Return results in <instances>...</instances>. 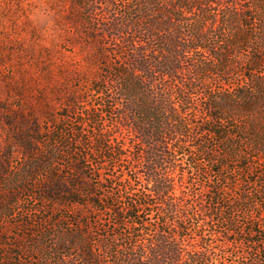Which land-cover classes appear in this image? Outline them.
<instances>
[{"label": "trees", "instance_id": "1", "mask_svg": "<svg viewBox=\"0 0 264 264\" xmlns=\"http://www.w3.org/2000/svg\"><path fill=\"white\" fill-rule=\"evenodd\" d=\"M66 1L69 10L62 22L69 28V37L65 43L78 52L74 51L69 61L55 63L52 49L43 48L36 57V66L9 87L10 94L20 96L28 105L23 116L11 122L0 121L4 130L7 126L9 138L8 145L0 149V182L17 196L27 192L43 202L102 207L97 200L101 198L97 193L100 187L94 184L93 176L100 174L104 183L111 179H103V171L91 155L75 151L73 143L60 136L64 130L59 133V128L53 127L58 122L57 105L72 114L79 104H84L88 121L81 125H95L94 144L106 146L110 154L119 152L120 163L130 169L128 173L123 171L124 178L120 179L127 191L120 196L124 206L120 213L116 210L120 226L126 230L120 235V264H226L230 256L221 239L224 232L205 233L213 219L207 222L202 218L208 204L228 224L233 245L259 244L264 254V171L258 169L262 170V181L250 177L255 172L249 168L252 155L246 154L239 168L249 172L248 180L242 182L256 189L240 190L225 211L220 210L221 201L226 200L224 194L228 195L230 187L210 181L207 188L197 189L191 169L182 167L177 158L189 146L186 140L191 136V127L198 129L199 136L209 137V155L204 161L216 173L220 171L215 167H224V161L216 158L213 142L236 152L240 141L249 145L256 138L251 127L244 131L221 117L224 111H218L220 108L211 105L203 113L189 108L204 99L193 92L186 98V93L194 90L188 84L189 60L203 53L213 55L203 36L188 41L181 32L183 26H190L189 12L161 0ZM233 8L237 16L253 22L249 11L235 5ZM240 94L239 98L236 92L233 101L243 100V92ZM89 100L94 103L89 104ZM4 110L0 108V113ZM112 115L117 120L115 127L100 128ZM114 121L112 118L111 123ZM112 131L115 138L109 135ZM74 134L84 135L85 130L75 129ZM183 153L193 158V153ZM15 158H20L22 164L12 175L9 170ZM133 174L137 175L135 179ZM14 198L17 197L8 202L10 206ZM238 212L252 218L247 219L242 232L232 220ZM74 222L83 225L82 221ZM78 236L68 239L62 249L67 253L87 250L88 238ZM219 240L221 243L216 244ZM83 261L102 264L92 250L85 251ZM236 264L251 263L249 259H239Z\"/></svg>", "mask_w": 264, "mask_h": 264}, {"label": "rangeland", "instance_id": "2", "mask_svg": "<svg viewBox=\"0 0 264 264\" xmlns=\"http://www.w3.org/2000/svg\"><path fill=\"white\" fill-rule=\"evenodd\" d=\"M165 1L161 0V3L189 12L190 26H183L181 31L187 35V40L193 41L196 40L194 37L203 36L207 40V46L213 51V55L203 53L204 56H191L189 60L188 84L194 86V90L188 91L186 98L192 92L204 96V99L196 101L195 106L190 105L189 108L201 109L203 113V109L215 106L220 108L218 111H224L220 116L231 121V125H239L244 131L250 130V127L254 129L255 142L248 145L240 141L236 152H229L223 145L222 148L219 143L213 142L216 158L224 161V167H215L220 171L217 173L204 161L209 155L206 144L209 137L199 136L197 128L188 129V135L191 136L187 137L186 142L189 146L178 154L182 167L191 169V177L197 189L204 186L207 188L210 181H215L221 187H230L228 195L224 194L226 200L221 201L220 210L225 211V206L234 202L240 190L256 189L254 185L242 182L243 179L248 180L249 172H243L239 168V161L246 154L252 155L249 168L255 171L250 177L263 180L260 174L262 170L258 169L262 168L264 171V0ZM234 5L244 12L249 11L253 22H246L241 15L237 16ZM68 10L69 3L66 0H0V108H5L0 113V121L11 122L26 113L27 101L16 94H10L8 90L14 81H21L20 77L26 75L32 66H36V57L43 48L52 49L57 59L55 63H60L61 59L69 61V56L74 51L78 52V49L65 43V39L69 37V28L62 21ZM217 36L219 39L215 40L214 37ZM93 76L92 73L88 78ZM241 91L243 100L239 99L242 97ZM236 92L239 97L237 102L232 98ZM93 103L89 100V104ZM83 105L79 104L72 114L57 105L58 122L53 127L59 128V133L64 130L65 133L61 132L60 136L68 138L75 151L91 155L93 162L103 171V179H111L104 183L100 174L93 176L94 184L100 187L97 193L101 198L98 197L97 200L103 206L97 208L92 205L43 202L27 192L17 196L14 190L0 182V264H84L83 258L88 250H92L95 258L102 264H120V235L126 230L124 226H120V215L116 212L120 213V207L124 206L120 204V196L127 193L120 179L124 176L123 171L128 173L130 169L128 165L120 163L119 152L118 155L110 154L111 150L106 146L98 147L94 144L95 125L91 124L87 128L81 125V122L88 121L84 117L86 108ZM21 107H25L24 111L20 110ZM112 118L115 120L113 123ZM193 119L192 121H196ZM115 123L117 120L112 115L100 124V128L111 130ZM80 128L85 130V134L77 137L74 130ZM6 130L0 123V149L8 145ZM195 134L198 139L194 141ZM109 135L111 138L116 136L113 131ZM77 147L79 150H76ZM183 152L193 153V158L184 156ZM21 164L20 158H15L9 173L14 175ZM132 176L134 179L137 177L135 174ZM200 191L204 193L205 190ZM196 192L198 190L194 191ZM13 197L17 198H14L10 206L11 203L8 202ZM210 206L208 204L204 207L202 213L205 216L202 217L203 220L206 219L207 222L213 218L205 227V233L224 232V238L221 239L223 243L226 242L225 251L230 256L226 264H236L239 259H249L251 264L264 263L261 245L255 246L249 242L233 245L229 241L232 236L227 232L228 224L220 215L216 216V209ZM233 219L238 231L242 232L247 219L252 218L247 213L238 212ZM74 221H82L83 225ZM78 234H83L84 240L88 238L87 250L67 253L62 245L68 239L79 237ZM256 239L260 240L259 237ZM220 243V240L216 242ZM217 257L221 259L220 256Z\"/></svg>", "mask_w": 264, "mask_h": 264}]
</instances>
